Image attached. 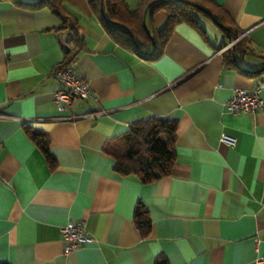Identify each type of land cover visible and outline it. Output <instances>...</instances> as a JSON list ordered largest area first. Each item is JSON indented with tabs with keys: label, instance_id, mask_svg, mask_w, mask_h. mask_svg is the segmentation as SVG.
Wrapping results in <instances>:
<instances>
[{
	"label": "crops",
	"instance_id": "0c3cea01",
	"mask_svg": "<svg viewBox=\"0 0 264 264\" xmlns=\"http://www.w3.org/2000/svg\"><path fill=\"white\" fill-rule=\"evenodd\" d=\"M45 0H0V262L9 264H264V109L232 113L236 88L260 84L264 99V0H214L224 19L195 14L177 23L153 59L111 37L87 0H64L82 45L71 61L92 95L75 98L59 119L54 68L68 30ZM135 8L140 0H125ZM152 33L168 21L147 13ZM252 52L225 65L227 33ZM236 38V37H235ZM237 40V39H236ZM173 119L171 173L141 183L114 171L103 151L134 123ZM49 139L50 164L27 131ZM231 137L233 145L222 139ZM146 236L133 220L138 200ZM80 220L93 238L64 252L60 228Z\"/></svg>",
	"mask_w": 264,
	"mask_h": 264
},
{
	"label": "trees",
	"instance_id": "16d2710c",
	"mask_svg": "<svg viewBox=\"0 0 264 264\" xmlns=\"http://www.w3.org/2000/svg\"><path fill=\"white\" fill-rule=\"evenodd\" d=\"M91 9L99 15L106 32L115 40L130 46L145 59L158 56L173 27L179 22L196 24L195 14L212 18L220 23L224 13L214 0H140L135 8H130L125 0H87ZM47 4L60 22L57 30H68L63 44L64 59L58 65L71 63L82 45V37L76 24V17L64 6V0H45L29 5L38 7ZM163 9L168 15L166 26L152 33L145 21L147 13ZM239 35V31L229 30L226 42ZM225 65L242 61L243 55L252 52L245 37L235 40L222 51ZM260 70L264 69V56ZM176 127L173 119L153 118L131 124L126 132L111 139L103 146V151L114 160L113 169L121 175H135L141 183H150L169 175L176 161ZM29 137L43 151L50 164L54 158L49 150L48 137L39 131H27ZM133 220L146 236L150 230L148 211L140 199L133 210ZM165 257H159L155 264H166ZM0 264H9L0 262Z\"/></svg>",
	"mask_w": 264,
	"mask_h": 264
},
{
	"label": "built area",
	"instance_id": "2783aa9c",
	"mask_svg": "<svg viewBox=\"0 0 264 264\" xmlns=\"http://www.w3.org/2000/svg\"><path fill=\"white\" fill-rule=\"evenodd\" d=\"M238 37L231 40L222 48L229 47ZM54 77L60 82L61 88L54 93L56 110L60 113L59 119L74 120L81 114H65L75 98L91 97L92 91L89 82L77 73L72 63L57 65L53 70ZM260 84L252 90L236 88L225 103V107L232 113L255 112L264 109V99L260 96ZM7 117L0 113V118ZM222 139L229 145L234 141L231 137L222 135ZM60 236L64 240V252L68 253L79 249L84 243L91 242L93 238L87 233L84 223L80 220L68 219L60 228ZM264 262V256L256 259V263Z\"/></svg>",
	"mask_w": 264,
	"mask_h": 264
},
{
	"label": "water",
	"instance_id": "95a60500",
	"mask_svg": "<svg viewBox=\"0 0 264 264\" xmlns=\"http://www.w3.org/2000/svg\"><path fill=\"white\" fill-rule=\"evenodd\" d=\"M219 26H220V23L216 22Z\"/></svg>",
	"mask_w": 264,
	"mask_h": 264
}]
</instances>
